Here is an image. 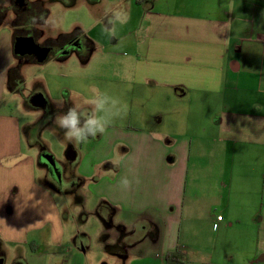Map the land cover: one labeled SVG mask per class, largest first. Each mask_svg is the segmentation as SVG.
Returning <instances> with one entry per match:
<instances>
[{"label": "crops", "instance_id": "0c3cea01", "mask_svg": "<svg viewBox=\"0 0 264 264\" xmlns=\"http://www.w3.org/2000/svg\"><path fill=\"white\" fill-rule=\"evenodd\" d=\"M42 1L46 18L52 3L74 6L73 0ZM84 1L102 7L88 35L105 46L111 32L115 43H123L125 77L144 102L135 94L139 115L130 114L128 132L102 136L112 147L125 148L106 152L94 164L108 162L114 179L101 177L89 193L118 209L116 226L144 231L157 224L156 244L133 239L129 250L154 249L164 259L178 249L186 261L211 262L225 252L218 237L240 220L228 204L215 219L209 201H256L252 224L264 215V194L259 196L264 190V0ZM13 32L11 26L0 30V103L17 61ZM146 88L160 96L158 108L148 107ZM21 134L15 118L0 116V247L28 245L38 251L29 236L50 225L51 194L36 183V160L22 156ZM218 216L221 225L203 247L213 256L188 258L190 249L204 250L186 239L203 233L204 218L212 223ZM183 221L201 231L188 235ZM5 252L0 250L6 258ZM259 253L245 264H264ZM217 263L229 264L225 257L212 264Z\"/></svg>", "mask_w": 264, "mask_h": 264}, {"label": "rangeland", "instance_id": "374dc122", "mask_svg": "<svg viewBox=\"0 0 264 264\" xmlns=\"http://www.w3.org/2000/svg\"><path fill=\"white\" fill-rule=\"evenodd\" d=\"M5 1L0 0V6ZM72 4L73 7H65L61 3L50 4L51 14L46 18L47 28L43 35L56 38L59 34H71L75 30L87 41L91 50L84 55L71 52L59 60L50 56L41 64H32L21 58L23 60H17L16 63L23 65L19 75L22 79H15L11 73L6 76V99L0 103V116L13 117L19 122L22 156H32L36 160V183L50 191L51 205L50 225L29 236V240L34 237L38 251H33L28 245L4 244L0 250L5 249L7 255L5 258L0 253V260L4 264H15L17 258L25 260L26 264H167L165 258L161 259L154 249L142 247L136 250L137 246L128 249L131 245L127 243L135 239V242L148 241L146 245L156 244L157 224L154 223L155 228L146 226L144 231H140L138 226L130 229L124 227L123 235L113 222L118 209L89 193L101 177L108 181L114 179L113 174H108L109 170L106 169L109 167L108 162L97 166L94 164L102 161L106 152L125 148L122 143L112 147L110 141H101L102 136L118 129L128 132L127 126H133L128 124L130 114L135 112L139 115V102L134 101L135 94H139V101L144 102L141 100L142 92L132 93L127 81L129 78L125 77L124 67L127 63L123 43H115L111 32L108 33L109 40L105 46L95 43L89 36L94 20L101 15L102 7L95 8L84 0H73ZM11 17L12 12L5 14L0 30L12 26ZM144 90L150 96L149 99L145 98L148 107L158 108L160 96L155 97L152 88ZM68 108L74 113L69 112ZM73 115L76 118L74 126L66 123ZM132 119L135 117L132 116ZM92 131L96 132L94 136H90ZM71 149H75L78 155L73 163L67 154ZM45 155L52 157V163L42 162L41 157ZM38 162L40 165H37ZM79 177L85 180L84 185L78 186L75 191L71 190ZM259 192V196L263 197L264 190L260 189ZM209 203L215 219L228 204L240 221L227 233L221 236L217 233L220 236L219 245L225 252L214 257L203 247L212 242L213 228L221 225L222 216L212 223L204 218V231L198 236L192 233L195 237L190 232L201 231V228L183 221L184 230H188L190 235L186 240H190L192 246L202 247L199 250H204H195L196 253H193L194 249H190L188 258L193 257L195 260L199 255L204 259L212 257L211 262L214 263L222 262L225 257L229 264H245L247 258H253L257 249L260 253L256 258H262L264 220L261 219L264 215H259L258 223L252 224L250 220L255 217L252 208L257 205L256 201ZM262 203L264 205V201ZM108 215H112L110 226L103 221ZM119 215L121 219L126 217L121 213ZM227 222L224 221V227ZM119 242L127 245L124 258L109 250V247ZM117 250L120 251V248ZM211 262L186 261L185 264Z\"/></svg>", "mask_w": 264, "mask_h": 264}, {"label": "flooded vegetation", "instance_id": "af4514ba", "mask_svg": "<svg viewBox=\"0 0 264 264\" xmlns=\"http://www.w3.org/2000/svg\"><path fill=\"white\" fill-rule=\"evenodd\" d=\"M3 4V6H0V24L4 21L5 14L7 12H12L10 25H12L11 27L14 28V41L20 38H33L35 44L40 48L50 49L47 59L50 56H53L54 59L59 60L63 55V51L66 49L69 50L68 54L71 52H76L81 55H84L91 50L90 45L83 37L57 40L56 38H50L43 35L46 29L42 27L44 24L43 20L46 19L48 10L44 6V2L42 0H25L22 5H19L16 0H6ZM75 44L76 47H74ZM16 57L19 61L23 60L19 58H24L28 62H32V64L38 63L35 55H16ZM68 111L74 113L71 109Z\"/></svg>", "mask_w": 264, "mask_h": 264}, {"label": "trees", "instance_id": "16d2710c", "mask_svg": "<svg viewBox=\"0 0 264 264\" xmlns=\"http://www.w3.org/2000/svg\"><path fill=\"white\" fill-rule=\"evenodd\" d=\"M76 31L74 30L72 33H75ZM71 33V34H72ZM71 34H59L57 37H56V39L57 40H67V39H70V38H76V37H80L79 35H78V33L76 32L75 34H73V35H71ZM15 42V41H14ZM16 57V56H15ZM62 57H64L63 55H62ZM61 57V58H62ZM17 58V57H16ZM19 59H21V58H19ZM18 60V59H17ZM19 61V60H18ZM28 62V61H27ZM17 64V66L15 65V66H13L10 70H9V73H11L12 75H13V77H15V79H19V80H21L22 78H20V72H21V70H22V66L23 65H21V63H16ZM108 165H110L109 163H108ZM84 183H85V180L83 179V178H81V177H79V180H78V183L75 185V187L74 186H72L71 187V190H76V189H78V186H79V188L81 187V186H83L84 185ZM111 216L112 215H109L107 218H105V219H103V221L107 224V225H112L111 224ZM118 227V229H119V231L121 232V234H125L124 233V227L123 226H121V225H119V226H117ZM152 228H155L154 227V225H152ZM126 247H127V245L125 244H123V243H121V242H119V244H117V245H115V246H113V247H109V250H110V252H112V253H114L115 255H118V256H120V258H124L125 256H126V254L124 253V249H126ZM118 248H120V251H118L117 249ZM121 249H122V251H121ZM165 260H166V262H167V264H185L186 263V261H185V257H184V254L180 251V250H178V249H176L175 251H173V252H169V253H167L166 254V256H165ZM0 264H4V262H3V260L1 259L0 260Z\"/></svg>", "mask_w": 264, "mask_h": 264}, {"label": "water", "instance_id": "95a60500", "mask_svg": "<svg viewBox=\"0 0 264 264\" xmlns=\"http://www.w3.org/2000/svg\"><path fill=\"white\" fill-rule=\"evenodd\" d=\"M25 0H16V2L19 5H22L24 3ZM74 47H76V44L74 45ZM14 54L15 55H19V56H24V55H35L37 58V62L38 63H43L46 61L50 49L48 48H40L38 45L35 44L34 39L33 38H20L17 39L14 42ZM68 49L63 51V55H67L68 54ZM68 158L70 159V161L73 163L76 161L78 155L77 152L74 149H71L68 151ZM42 158V162L44 161V163H52V157L49 155H45Z\"/></svg>", "mask_w": 264, "mask_h": 264}, {"label": "clouds", "instance_id": "9594fccd", "mask_svg": "<svg viewBox=\"0 0 264 264\" xmlns=\"http://www.w3.org/2000/svg\"><path fill=\"white\" fill-rule=\"evenodd\" d=\"M66 123H71L73 126L76 124V118L75 115L72 116L70 121H66ZM94 123V122H93Z\"/></svg>", "mask_w": 264, "mask_h": 264}]
</instances>
